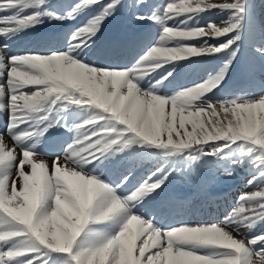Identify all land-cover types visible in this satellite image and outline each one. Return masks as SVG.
<instances>
[{"label": "snow or ice", "instance_id": "1", "mask_svg": "<svg viewBox=\"0 0 264 264\" xmlns=\"http://www.w3.org/2000/svg\"><path fill=\"white\" fill-rule=\"evenodd\" d=\"M117 17L154 28L126 63L102 39ZM258 71L253 0H0V264H264V231L237 238L264 226ZM207 168L253 190L176 218L170 186Z\"/></svg>", "mask_w": 264, "mask_h": 264}, {"label": "rangeland", "instance_id": "2", "mask_svg": "<svg viewBox=\"0 0 264 264\" xmlns=\"http://www.w3.org/2000/svg\"><path fill=\"white\" fill-rule=\"evenodd\" d=\"M63 0H57L58 3H62ZM257 5V16L261 21H264V0H253ZM216 19V17H213ZM154 32L152 26L141 27L133 22H130L124 17H117L106 28L105 34L102 39H108L114 41L118 50L125 52V50H131L138 46L139 42L142 44L145 38L150 39ZM132 34V35H131ZM251 53L247 48H242L241 56L246 57ZM257 65L260 61L257 59ZM256 79L258 81L264 80V74L259 71L256 73ZM247 80H245L241 86L235 91L246 90L249 92H257L258 89L245 88ZM7 117L0 116V127L4 126ZM2 122V123H1ZM55 137H66L62 133H54ZM67 138V137H66ZM56 149V144L51 148L44 150L43 152H53ZM150 165H145L149 167ZM249 176L246 169L238 168L236 174L232 177H225L221 170L216 168L199 169L198 172H190L185 169L181 178H178L170 186V193L178 200L188 201L187 205L175 206L177 210L182 211L185 216H192L193 218H199L196 222H215L223 219L230 213L234 207L237 206L238 198L244 194L251 192L253 188L247 184ZM201 179L203 180V187H201ZM183 187L185 192H176ZM175 190V191H174ZM173 192V193H172ZM176 194V195H174ZM211 195V199H207ZM179 206V207H178ZM193 214H192V213ZM219 212V216L209 219V216ZM204 218L206 220L204 221ZM264 231V226L258 227L253 232H248L246 229L241 228L240 232L244 235L237 236L239 239H244L245 236H253L259 232Z\"/></svg>", "mask_w": 264, "mask_h": 264}, {"label": "bare ground", "instance_id": "3", "mask_svg": "<svg viewBox=\"0 0 264 264\" xmlns=\"http://www.w3.org/2000/svg\"><path fill=\"white\" fill-rule=\"evenodd\" d=\"M64 2H66V0H63V1H62V3H64ZM60 3H61V2H60ZM131 35H132V34H131ZM140 45H141V43L139 42V44H138L137 47H135V48H133V49H131V50H125V52L118 50V51L120 52V62H121V63H126L127 60H128V58L130 57V55L133 54L135 51H138V50H139V46H140ZM26 47H27V46L24 44L23 41H18V42H13V43H12V51H13V52L25 50ZM1 123H2V122H1ZM5 123H6V121H5ZM0 131H3V126L0 127ZM64 139H66V137H64V136H63V137H60V136L55 137V135L53 134V136L51 137V139H50L47 143H45V144L42 146V149H41V150H42V151L47 150V149L51 148V146H53V145H55V144H56V147H57L58 144L62 143ZM54 151H55V150H54ZM46 158H48V157H46ZM177 188H179V191H176V192H181V191H182V193H183V191L185 192V190H184L183 187L180 188L179 186H177ZM174 191H175V190H174ZM172 193H173V192H172ZM174 195H176V194H174ZM207 199H211V195L208 196ZM178 205H179V204H178ZM179 206H180V205H179ZM179 206H178V207H179ZM191 213H192V212H191ZM172 214L175 215L176 218L181 219V220H184L185 222H188V223L196 222L197 219H199V218H196V219H195V218H193L192 216H190V217L185 216V215L182 213L181 209H180V210H177V208H176L175 206H174V208H173V212H172ZM192 214H193V213H192ZM217 216H219V212H215V214L209 216V219H210V218H213V217H217ZM205 220H206V218H204V221H205Z\"/></svg>", "mask_w": 264, "mask_h": 264}]
</instances>
